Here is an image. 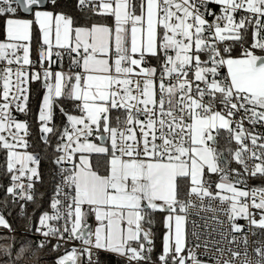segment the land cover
<instances>
[{"label":"snow or ice","instance_id":"1","mask_svg":"<svg viewBox=\"0 0 264 264\" xmlns=\"http://www.w3.org/2000/svg\"><path fill=\"white\" fill-rule=\"evenodd\" d=\"M0 161V264H264V0H0Z\"/></svg>","mask_w":264,"mask_h":264},{"label":"trees","instance_id":"2","mask_svg":"<svg viewBox=\"0 0 264 264\" xmlns=\"http://www.w3.org/2000/svg\"><path fill=\"white\" fill-rule=\"evenodd\" d=\"M71 2H72V0H69V3H71ZM25 18H27V17H25ZM36 55H37V53L33 50V52L31 53L32 58H35ZM33 87H34V85H33ZM28 106L32 109V111H31V113L29 114V117H28V122H29V125L31 127L33 135H35L36 132L38 131V128L36 127V124H35L36 114L38 113V105L36 104L35 101H31L30 100V103H29ZM34 143H35V141H33V144ZM27 150L29 152H32V151H34V148L30 147ZM0 162H2V161H0ZM45 179H46V181L48 180L47 175H45ZM255 185L259 186L260 185V181H255ZM50 188H51V183L47 182L44 186H42L40 188V190L41 191H44L45 189H49L50 190ZM49 194H50V192H49ZM2 195L3 194L0 193V199H2ZM45 199L47 200V197H45ZM45 206L47 207L48 204L46 203ZM31 211H32V206H29V212L31 213ZM4 215H5V218L7 219L8 223L13 228L17 229V232H16L17 234H19L24 229V227L27 224V221L22 220L21 217L18 215V209H13L12 215H7L6 213H4ZM37 218H38V216H37ZM154 231L156 233V236H155L156 249L158 251H160V250H162V238H163V234L165 232V230L163 228L162 220H160V222L154 227ZM5 234H7L9 236L12 235L11 233H8L7 229L1 228L0 229V245H4L5 244V240L2 238V237L5 236ZM7 242L11 243L12 241L9 239ZM69 250H70V248L66 247V248H61L57 252H53V251L50 250V245H49L48 247L44 248L43 250L35 251L33 254H31L29 256L28 259L23 261V264H37V260H39L40 264H47L48 261H52L53 264H54V259L55 258L66 254V252L69 251ZM101 258L102 259L104 258V254L103 253H101Z\"/></svg>","mask_w":264,"mask_h":264},{"label":"built area","instance_id":"3","mask_svg":"<svg viewBox=\"0 0 264 264\" xmlns=\"http://www.w3.org/2000/svg\"><path fill=\"white\" fill-rule=\"evenodd\" d=\"M253 186H256L255 185V181L252 182ZM201 215H206L208 217H211L212 213H201ZM258 218V217H257ZM191 220H196L200 227L199 229H197L198 233L200 234V240H196L194 237H192L191 235V232L193 230V225L191 223ZM239 223L241 224H244V221L241 220L239 221ZM214 226V222H212L211 220H209V224H208V232H205L204 230V221L203 220H200L197 216H192L188 222H186V229H187V239L189 241V244L191 246H194L195 244L197 243H200L201 245L204 244V236L207 235L208 237V240L211 241L213 239V234H211V228ZM259 231V230H257ZM13 235V233H11ZM15 235H19L17 233H15ZM215 239L216 240H220V236L219 234H215ZM253 239V237H249V247H248V254H249V258H252L253 257V253H252V248L254 247L252 244H251V240ZM70 248L71 250V247L72 245L69 244V245H66L65 247L63 248ZM217 247H222L223 251L222 252H216L215 249ZM230 248V245L227 243V240H224L223 244H209V250L208 252L205 254V250H204V247H200L198 249H196V251L200 254L201 256V259H204V260H207L208 261V264H216V262H218V264H223V261L225 259H229L231 260L232 257H231V254L230 252L228 251V249ZM233 251H238V252H243V249L239 246H236V247H233L232 248ZM214 258V259H213ZM243 259V255H240V256H237L235 258V260L233 261V264H241V260Z\"/></svg>","mask_w":264,"mask_h":264},{"label":"rangeland","instance_id":"4","mask_svg":"<svg viewBox=\"0 0 264 264\" xmlns=\"http://www.w3.org/2000/svg\"><path fill=\"white\" fill-rule=\"evenodd\" d=\"M2 227H0V229H1ZM4 229V228H3Z\"/></svg>","mask_w":264,"mask_h":264},{"label":"crops","instance_id":"5","mask_svg":"<svg viewBox=\"0 0 264 264\" xmlns=\"http://www.w3.org/2000/svg\"><path fill=\"white\" fill-rule=\"evenodd\" d=\"M166 231V229H164Z\"/></svg>","mask_w":264,"mask_h":264}]
</instances>
